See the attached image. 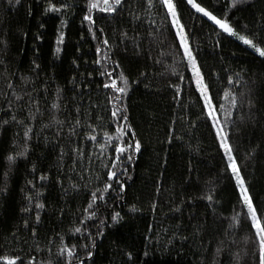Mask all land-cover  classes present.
<instances>
[{
	"label": "snow or ice",
	"instance_id": "6c2138e0",
	"mask_svg": "<svg viewBox=\"0 0 264 264\" xmlns=\"http://www.w3.org/2000/svg\"><path fill=\"white\" fill-rule=\"evenodd\" d=\"M7 2L15 7L20 5L22 0H7ZM180 3L181 0H144L143 9L137 6L136 10H129V16L133 21L148 25L145 35L150 38V44L156 45L157 57H152L150 52H144L142 44L145 36L135 29L132 34L126 30L121 31L120 43H131L137 55L144 53L146 58H151L156 64H164L165 60L171 61L166 65V71L169 73V82L166 87L172 90L173 102L182 109L199 108L197 120L187 116L179 118L187 121L189 133L197 129L198 120L203 121L213 137L221 167L217 177L207 182L210 186L199 199L207 202L213 218L219 219L222 224H227V228L221 229L217 234L210 264H219L221 255L228 256V264H264V206L253 193L251 183L255 171L254 162L264 158V141L257 143L249 140L248 146L243 151L240 144L236 142L237 139L242 140L244 131L249 127L264 128V111L260 107V97L264 96V80H261L258 86L257 81L241 69L240 72L227 75L226 81L228 85L237 88L243 84L245 90L236 91L229 88L224 90L222 95L214 93V82L211 78L219 77V73L205 72L199 60V44L193 43L197 23L201 27L206 23L212 29L210 35L215 37L216 47L220 46L221 38L226 34L250 48L264 64V12L261 13L260 26L257 28L255 23L249 26L232 18L233 10L241 11L240 6L248 4L249 0H223V2L222 0H182L189 14L191 21L189 24L184 20ZM127 5L128 0H86L87 11L81 20L82 24L87 23V30L93 39H97V32L101 36L100 44L96 47L99 59L94 63L103 68L99 71V75L104 77L102 88L108 90L105 108L114 131H109L104 126L103 116L97 114L93 118L90 114L91 110L99 108L98 104L89 103L86 109L83 104L76 101L74 96L73 105L69 111L64 89L59 86L55 88L54 96L50 101V80L54 82V78L42 79L38 71L40 65L35 60L32 61L28 74L16 70L0 76L2 81L0 83V135L7 128L18 129L4 157L7 168L3 172V181L0 182V200H7L11 191L9 180L17 162L20 160L28 162L29 156L34 152V143L38 146L36 142L46 130L52 132V137L43 136L44 142L47 144L54 141L53 146L59 149L56 183L60 185L61 191L67 196L70 190L77 193L81 188L87 190L86 206L83 207L76 218L77 222L68 229L67 233L63 235L56 233L55 237H49L48 246L45 248H41L38 242L33 246L36 252L47 251L51 254V245L54 240H58L55 264H89V262L96 264L95 256L100 246L98 241L105 237L107 228L123 220L121 212L115 211L112 205L115 201L124 200L127 180L132 178L129 174L130 167L142 152L143 144L131 122L128 101L134 85L144 83L145 88L151 91L150 84L145 83L148 80V73L140 72V78L130 80L119 61L115 59L116 48L109 42L104 28L97 27V19H103V17L94 16L96 12L119 16L126 10ZM72 8V4L61 3L57 7L52 0H48L45 14ZM61 24L63 28L67 27L66 21H62ZM64 39L65 33L61 30L58 44H63ZM7 49L8 41L0 35V51L6 52ZM61 51L60 47L56 48L57 53ZM109 62L114 65L111 70L107 66ZM73 63L76 64V61ZM76 66L79 67L78 64ZM0 68L7 71L6 59L0 58ZM185 71L190 72L187 78ZM87 75L91 77L92 73ZM245 75H248L247 80L242 79ZM172 77H175L174 81ZM71 82L73 91L80 87L75 75L72 76ZM83 86L87 88L89 84L85 83ZM186 88L190 90L192 97L189 104L184 103ZM78 95L82 100L84 93L80 92ZM217 96L220 102H216ZM72 113L75 115L73 116ZM85 116L88 117L87 120L84 119ZM175 123V119L170 121L168 143H172L174 138L183 139V137H174ZM99 137H102V140ZM86 143L92 144L91 151H85ZM197 150H199L198 147ZM66 156L72 161V167L69 170L75 172L82 183L73 180L67 172L61 173L60 168H63L61 162ZM93 163L98 164L95 172L91 167ZM77 167H80V171H76ZM188 171L191 172L192 169L189 168ZM30 174L33 179L25 181V189H22L25 204L20 208V212L27 216L22 220L23 229L30 232L34 241H38L37 227L41 224V215L47 210L48 205L45 203L46 197L43 191L46 185L41 183L38 188L36 180L48 181L50 176L44 172L37 176L35 163H32ZM61 175L66 177L68 187L64 186L65 181L61 179ZM221 178L231 182L235 196L230 216H222L218 211L222 207V202L215 185ZM188 182L191 183V180ZM159 191L160 185L157 183L156 192L159 193ZM186 204L189 207L194 206L191 198L185 201L181 197L179 203L171 204L170 211L182 214ZM110 208L111 211H109ZM149 208L155 213L158 208L157 202L153 200ZM141 210L136 204L129 206L130 212L136 213ZM60 215H64L63 209L60 210ZM29 219L33 220L31 226ZM244 224H247L248 232L242 239L244 247L240 249L236 237ZM206 232L207 227L204 221L193 231V235L200 239L201 246L205 249L206 244L212 243L211 240L206 241ZM65 236L80 242H71L66 240ZM11 238L20 243L16 231L11 233ZM177 239L183 241L190 239L188 235L179 232V225L177 231L169 237L168 243L173 244ZM23 243L27 244L28 241ZM23 251L24 249L21 248L19 252H0V264H37L34 255H29L25 259L20 254ZM143 255L147 257L149 253L145 251ZM126 256L129 260L132 259L131 252L126 253ZM40 264L45 262L41 261ZM46 264H53V261L49 259Z\"/></svg>",
	"mask_w": 264,
	"mask_h": 264
},
{
	"label": "trees",
	"instance_id": "16d2710c",
	"mask_svg": "<svg viewBox=\"0 0 264 264\" xmlns=\"http://www.w3.org/2000/svg\"><path fill=\"white\" fill-rule=\"evenodd\" d=\"M47 3L48 0H22L20 5L13 7L7 0H0V35L8 41L7 51H0V58L7 60V71L0 68V76L16 70L28 74L32 61L35 60L40 65L38 71L42 79L54 78V82L50 80V101L54 96L55 88L59 86L64 89L69 111L72 108L74 96L76 101L83 104L86 109L89 103L98 104L99 108L91 110L90 114L93 118L97 114L103 116L104 126L109 131H114L105 108L108 90L102 88L104 77L99 75V71L103 68L94 63L99 59L96 47L100 44L101 36L97 32V39H93L87 30V23H81L87 11L86 0H52L57 7L61 3H68L72 4L73 8L45 14ZM137 6L143 9L144 0H128L126 10L119 16L94 13L95 17H103V19H97V27L104 28L109 42L116 48L115 59L119 61L125 74L129 75L130 80H134L140 78V72H147L148 80L145 83H149L151 88L150 91L149 88H145L144 83H140L134 85L129 94L131 122L142 141L143 148L130 167L129 174L132 178L127 180L124 200L115 201L112 205L115 211L121 212L123 220L105 230V237L98 241L100 246L95 261L96 264H210L217 234L221 229L227 228V224L214 219L207 207V202L199 197L208 190L210 185L207 182L217 177L221 163L213 137L203 121L198 120L197 129L189 133L187 121L179 118L187 116L197 120L199 108L182 109L173 102L172 90L166 87L169 82L166 65L171 61L165 60L164 64H156L151 58H146L144 53L137 55L131 43H120L121 31L126 30L132 34L135 29L145 36L142 44L144 52H150L152 57L158 56L156 45L150 44V38L145 35L148 25L138 24L129 16V10H136ZM180 7L183 10L184 20L191 24L182 0ZM240 7L241 11L233 10L232 18L249 26L255 23L259 28L261 13L264 12V0H249L248 4ZM62 21L67 22L66 28L62 27ZM61 30L65 33V39L63 44H58ZM211 32L212 29L208 24L205 23L201 27L197 23L193 43L199 44V60L205 72L219 73V77L211 78L214 82V93L222 95L223 91L229 88L236 91L245 90L243 84L237 88L228 85L226 81L227 75L240 72L241 69L251 75L259 86L260 81L264 80V64L261 63L257 54L242 42L226 34L221 38L220 46L216 47L215 37L210 35ZM57 47L62 49L60 53L56 52ZM163 50L166 51V49ZM73 61H76V64ZM77 64L79 67L76 66ZM107 66L110 70L114 67L111 62ZM181 70H183L182 66ZM88 73H92V76L88 77ZM184 74L187 78L190 72L185 71ZM74 75L80 84L75 91L71 82ZM242 79L247 80L248 75ZM172 80L174 81L175 77H172ZM85 83H88L89 87L85 88L83 86ZM80 92L84 93L82 100L78 95ZM191 99L190 90L186 88L184 103L189 104ZM216 102H220L218 96ZM260 107L264 111V96L260 97ZM72 115L75 114L72 113ZM84 119L87 120L88 117L85 116ZM173 119L176 120L173 135L183 139L174 138L172 143H168L170 121ZM16 131H18L16 128H7L0 135V182L3 181V172L7 168L4 157L8 153ZM37 133L39 134L38 128ZM43 136L51 138L52 132L46 130ZM43 136L36 142L38 146L34 143V152L29 156L28 162L23 160L17 162L9 180L11 191L7 200H0V252H19L23 248L24 251L20 254L25 259L29 255H34L37 264L41 261L46 264L49 259L55 264L58 240H54L51 245V254L47 251L36 252L33 246L38 242L41 248H45L48 246L49 237H55L56 233L66 234L68 229L77 222L76 218L86 206L88 197L87 190L83 188L78 193L70 190L67 196L61 191L60 185L56 183L59 149L53 146L54 141L46 144ZM99 139L102 140V137ZM249 140L257 143L264 141V128L246 129L242 140H236L241 146V151L248 146ZM91 150L92 144L86 143L85 151ZM32 163L37 166V176L41 172L50 176L48 181L36 180L38 188L41 183L46 185L43 191L46 197L45 203L48 205L47 210L41 215V224L37 227L38 241H34L30 232L23 229L22 220L27 216L20 212V208L25 204L22 192V189H25V181L33 179L30 174ZM61 163L63 164V168H60L61 173L67 172L73 180L82 183L76 173L69 170L72 167V161L68 156ZM91 167L95 172L98 164L93 163ZM189 168L192 169L191 172L188 171ZM254 168V175L251 178L252 190L264 206V158L254 162ZM76 171H80V167H77ZM61 179L65 181L64 186L68 187L66 177L61 175ZM189 180L191 183L188 182ZM157 183L160 185L159 193L156 192ZM215 187L222 202V207L218 211L222 216H230L235 202L231 182L221 178ZM181 197L185 201L191 198L194 206L189 207L186 204L182 214L171 212V204L179 203ZM153 200L158 204L155 213L149 208ZM131 204H136L142 210L136 213L130 212ZM61 209L64 212L63 216L60 215ZM111 210L110 208L109 211ZM205 218H207L206 221ZM202 221L207 227L206 241L212 242L206 244V249L201 246L200 239L193 235L194 229L199 227ZM32 224L33 220L29 219V225ZM178 225L179 232L188 235L190 239L188 241L177 239L173 244H169L168 239L173 232L177 231ZM13 231H16L20 243L12 240ZM247 232L248 226L244 224L236 237L240 249L244 247L242 239ZM65 238L74 243L80 242L72 240L70 236ZM23 241L28 243L24 244ZM145 251L149 253L147 257L143 255ZM128 252L132 253L131 260L126 256ZM219 264H228V256L221 255Z\"/></svg>",
	"mask_w": 264,
	"mask_h": 264
}]
</instances>
